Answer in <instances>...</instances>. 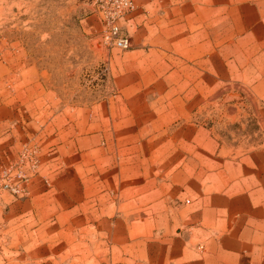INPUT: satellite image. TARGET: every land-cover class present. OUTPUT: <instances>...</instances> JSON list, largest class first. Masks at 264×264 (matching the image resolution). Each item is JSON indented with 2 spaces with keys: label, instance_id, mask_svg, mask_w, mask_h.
Here are the masks:
<instances>
[{
  "label": "rangeland",
  "instance_id": "374dc122",
  "mask_svg": "<svg viewBox=\"0 0 264 264\" xmlns=\"http://www.w3.org/2000/svg\"><path fill=\"white\" fill-rule=\"evenodd\" d=\"M185 1L191 0H155L138 11L135 5L118 21L131 41L120 49L101 41L99 0H0V105L27 114L39 132L25 140L11 125L0 124V264H38L28 261L29 245L55 243V237L29 235L28 228L37 225L25 216L9 219L12 197L73 194L82 209L91 207L93 195L82 187L54 189L62 170L70 169L55 148L54 134L57 126L86 125L103 101H153L165 117L169 102H185L186 112L169 115L164 127L174 126L176 136L190 131L197 147L205 135L211 164L216 147L223 146L222 157L230 159L232 144L245 152L258 142L264 94L256 81L264 69V14L256 19L248 0H219L217 11L208 0L207 12L199 6L206 0H192L199 4L192 11ZM152 109L137 110L151 121ZM81 174L86 180L87 173ZM194 186L195 200L200 194ZM82 224L81 249L93 245L80 258L87 264L89 255L98 257L100 241Z\"/></svg>",
  "mask_w": 264,
  "mask_h": 264
},
{
  "label": "crops",
  "instance_id": "0c3cea01",
  "mask_svg": "<svg viewBox=\"0 0 264 264\" xmlns=\"http://www.w3.org/2000/svg\"><path fill=\"white\" fill-rule=\"evenodd\" d=\"M133 1L136 11L155 4ZM191 1L184 3L189 11L199 5ZM210 2L217 11L219 0ZM247 3L256 19L264 14V0ZM207 4L208 0L201 3L200 10L207 12ZM256 82L264 94V69ZM126 101H103V108L89 115L82 127L76 123L68 129L56 127L55 148L70 169L62 170L54 189L82 187L93 195L91 207L82 209L73 194L44 192L12 197L7 203L9 219L25 216L37 225L28 228L29 235L55 237V243L41 240L43 244L29 245L28 261L80 264L81 255L93 246L81 249L79 236L86 234L80 232L81 223H86L84 230L100 241L98 257L89 255L87 264H264V97L257 119L263 129L257 133L258 142L249 143L245 152L232 144L230 159L222 157L223 146L216 147L214 164L208 160L205 135L197 147L190 131L176 136L174 126L164 127L169 115L181 114L180 109L186 112L185 102H169L165 117L159 115L160 103ZM112 108L132 110L124 114ZM138 108H153L151 121H145ZM3 110L0 124L11 125L25 140L37 138L36 121L17 115L14 107L0 105ZM193 186L200 194L195 200L190 197Z\"/></svg>",
  "mask_w": 264,
  "mask_h": 264
},
{
  "label": "built area",
  "instance_id": "2783aa9c",
  "mask_svg": "<svg viewBox=\"0 0 264 264\" xmlns=\"http://www.w3.org/2000/svg\"><path fill=\"white\" fill-rule=\"evenodd\" d=\"M102 12L101 41L120 49L131 45L129 35L118 22L120 17L134 9L133 0H99ZM32 159H34L32 157Z\"/></svg>",
  "mask_w": 264,
  "mask_h": 264
}]
</instances>
